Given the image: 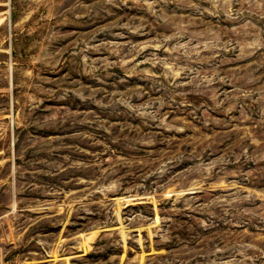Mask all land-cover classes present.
<instances>
[{"label": "rangeland", "instance_id": "1", "mask_svg": "<svg viewBox=\"0 0 264 264\" xmlns=\"http://www.w3.org/2000/svg\"><path fill=\"white\" fill-rule=\"evenodd\" d=\"M0 264H264V0H0Z\"/></svg>", "mask_w": 264, "mask_h": 264}]
</instances>
